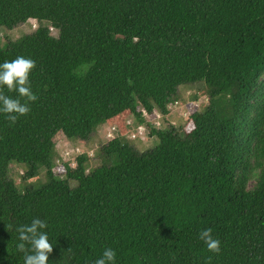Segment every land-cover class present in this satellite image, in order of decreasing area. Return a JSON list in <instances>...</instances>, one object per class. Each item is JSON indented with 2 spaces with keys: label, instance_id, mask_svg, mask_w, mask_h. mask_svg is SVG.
<instances>
[{
  "label": "trees",
  "instance_id": "trees-1",
  "mask_svg": "<svg viewBox=\"0 0 264 264\" xmlns=\"http://www.w3.org/2000/svg\"><path fill=\"white\" fill-rule=\"evenodd\" d=\"M19 55L36 98L0 113L3 264H23L15 226L34 217L48 264L105 247L116 264H264V0H0V62ZM126 109L134 138L106 127Z\"/></svg>",
  "mask_w": 264,
  "mask_h": 264
},
{
  "label": "clouds",
  "instance_id": "clouds-1",
  "mask_svg": "<svg viewBox=\"0 0 264 264\" xmlns=\"http://www.w3.org/2000/svg\"><path fill=\"white\" fill-rule=\"evenodd\" d=\"M35 66V61L30 57L19 55L12 60L0 62V89L7 88L15 91V97L5 95L0 91V113L7 114L6 118L15 123L19 115H24L30 106L24 101H33L36 96L31 90L30 73ZM47 221L34 217L30 223L15 226L17 243L15 248L22 253L23 264H48L49 254L53 244L46 231ZM207 249L212 252L220 251V241L212 235V229L205 227L198 233ZM117 253L112 247H105L102 253L91 264H116ZM3 264V261H0Z\"/></svg>",
  "mask_w": 264,
  "mask_h": 264
},
{
  "label": "rangeland",
  "instance_id": "rangeland-1",
  "mask_svg": "<svg viewBox=\"0 0 264 264\" xmlns=\"http://www.w3.org/2000/svg\"><path fill=\"white\" fill-rule=\"evenodd\" d=\"M31 26L32 27H35V21L34 20L31 23ZM2 38L5 39V37H2ZM206 101L207 100H203V101H201V103L202 102H206ZM130 115H131V111L128 110V109H126V110L120 112L119 114H117L116 116H114L113 120L115 122L106 125V127H108V130H109V127H112V124L118 123V124H116V129L113 131V133H114L113 136L118 131L119 134L117 132L116 135L118 134L119 136H121V138L126 137V136H130L132 138V134L131 133H132L133 130L130 131V129H129V131H128V128H127V124H129L130 123V120H131L130 119ZM188 127H190V126H188ZM52 139H53V141L56 142V144H59V146H60V144H63L64 145V143H65V141H64V133H63L62 130H58L57 132H55ZM150 142H144V144H141L139 146L140 149H143L144 150V149H147V148H150V147L154 146L158 142V139L155 137ZM71 148L72 147L71 146H68V145H65L63 147V150H65V152H64V155H65L64 156V159H65V161H69L70 164L72 166H74L75 165V162L74 161H71V159H75V158L69 157V154H66V151L69 150V149H71ZM55 170L56 171H59V172H64V170H65L64 164H62L61 161L60 162H57L56 167H55ZM27 181H33V180L30 179V180H27Z\"/></svg>",
  "mask_w": 264,
  "mask_h": 264
},
{
  "label": "built area",
  "instance_id": "built-area-1",
  "mask_svg": "<svg viewBox=\"0 0 264 264\" xmlns=\"http://www.w3.org/2000/svg\"><path fill=\"white\" fill-rule=\"evenodd\" d=\"M144 131H145V128L143 127V126H139L138 127V129L137 130H133L132 131V137L134 138L135 136H137L138 134H142V133H144ZM73 149H76V150H79L80 151V148H71V149H69V150H73ZM69 150H67L66 151V154H70V151ZM79 153V152H78ZM72 161H74V159L72 160ZM75 162V161H74Z\"/></svg>",
  "mask_w": 264,
  "mask_h": 264
}]
</instances>
